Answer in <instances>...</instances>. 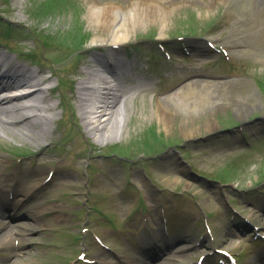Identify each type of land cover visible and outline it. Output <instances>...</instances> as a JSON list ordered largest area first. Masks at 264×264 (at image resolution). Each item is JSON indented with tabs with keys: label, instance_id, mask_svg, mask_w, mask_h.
I'll list each match as a JSON object with an SVG mask.
<instances>
[{
	"label": "rangeland",
	"instance_id": "1",
	"mask_svg": "<svg viewBox=\"0 0 264 264\" xmlns=\"http://www.w3.org/2000/svg\"><path fill=\"white\" fill-rule=\"evenodd\" d=\"M107 1L127 3L98 2ZM172 1L166 3L173 6L170 13L148 18L134 30L129 42L140 41L156 56L152 42L160 32L168 38L188 34L199 37L205 31L224 36L228 31L232 17L224 12V0ZM87 9L88 0H0V37L8 35L3 39L24 53L36 54L39 66L53 74L54 84L59 86L60 81L65 93L51 98L55 122L53 132L44 140V150H37L35 141L10 133L0 135V147L9 154H4V159L11 160L8 166L13 165L15 152H22L40 165L39 170L57 171L54 187L43 198L64 215L52 216L50 210L36 222L30 219L35 229L33 249L17 256L10 246L0 244L3 264H83L79 257L83 252L89 258L105 257L95 234L116 251L134 256L126 242L116 240L113 230L123 227L122 217L131 211L139 217V208L144 215L148 207L151 214V210L160 209L162 200L172 235H185L192 241H182L189 248L187 260L195 262L213 248L237 251L238 232L232 233L228 220L244 235L264 232V220L258 217L264 216V135L260 141L250 135L251 128L259 125L264 132V59L238 54L243 65L236 68L234 60L226 67L224 62L214 66L210 59L204 62L205 58L196 57L205 64L199 74L219 78L213 81L217 84L215 93L224 105L194 113H184L167 103V85H154L146 77L147 85L123 90L126 98L119 103L123 113L120 128L96 140L85 132L77 103L71 98V88L76 86L71 81L77 78L78 69L85 68L88 46L95 35ZM172 67L164 62L143 67L141 73L155 76L170 72ZM232 72L238 75L227 78ZM184 81L172 83L176 87ZM88 103L93 105V96ZM240 111L241 117L237 114ZM210 127L214 129L208 131ZM243 129L248 132L250 146L237 139ZM177 162L182 163V170ZM107 221L113 223L111 228ZM54 227L59 229L48 234L47 230ZM2 230L7 233V226ZM153 261L146 264H156Z\"/></svg>",
	"mask_w": 264,
	"mask_h": 264
},
{
	"label": "bare ground",
	"instance_id": "2",
	"mask_svg": "<svg viewBox=\"0 0 264 264\" xmlns=\"http://www.w3.org/2000/svg\"><path fill=\"white\" fill-rule=\"evenodd\" d=\"M88 0L87 19L89 25L94 28L95 35L91 39L88 48L113 46L129 42V37L134 30L148 18H163L172 11L173 6L168 7L166 0H127L125 5L107 1ZM173 2V1H171ZM226 0H224V3ZM233 6L235 19L232 21L225 37L214 36L215 41L232 43L237 46V52L264 59V0L259 3L255 0H229ZM175 6V5H174ZM163 38V33H159ZM84 69H78L76 86L71 89V98L77 103L78 115L85 132L91 134L96 140L105 135L113 134L120 128L123 113L119 111L121 101H125L124 91L119 83L118 75L111 73L109 77L103 72L104 68L111 65V61L104 52L91 54V60L85 62ZM3 61L0 59V69ZM12 68L16 70L13 72ZM19 65L11 61L0 75V135L1 133L11 134L22 140L35 141L37 150H44V140L48 134L53 132L52 125L55 122L54 107L50 100L49 92L53 86L43 87V82L49 81L46 71L36 69L27 75L20 76ZM20 72V71H19ZM203 84V88H198ZM141 86V84L137 85ZM201 86V85H200ZM216 83L199 80L191 81L181 86L176 91L165 95L164 99L176 109L184 113L198 112L208 106L215 108L218 104L224 105L216 92ZM90 96H93V105L89 104ZM59 106V105H58ZM243 111L237 112L240 116ZM241 117V116H240ZM212 131L214 128H207ZM178 164V163H177ZM182 170V163L178 164ZM22 176L20 186L10 183L2 184L4 187L13 188L16 199L12 205H20L30 194L44 188L46 174L39 170H32ZM5 177L7 181L16 179L14 173ZM47 184V183H46ZM7 191V190H6ZM38 191V192H39ZM5 196L1 199L4 204ZM39 200V199H38ZM53 207L47 202L40 200L35 203L29 212L33 217ZM28 210V211H29ZM264 220V216H258ZM4 224L0 220V224ZM32 227V226H31ZM25 231L30 230V225H24ZM21 230V229H20ZM154 238H160L159 232H155ZM12 239L10 233L0 232V244L8 245ZM140 242H145L140 238ZM184 250V249H182ZM264 257L251 260L248 264H257L258 260ZM129 261L135 262L133 259ZM102 262L109 263V260ZM161 264H164L163 262Z\"/></svg>",
	"mask_w": 264,
	"mask_h": 264
}]
</instances>
